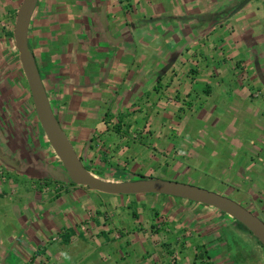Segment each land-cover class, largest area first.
<instances>
[{"label": "crops", "instance_id": "crops-1", "mask_svg": "<svg viewBox=\"0 0 264 264\" xmlns=\"http://www.w3.org/2000/svg\"><path fill=\"white\" fill-rule=\"evenodd\" d=\"M241 1L37 0L27 43L92 175L225 176L213 192L244 193L264 219V0ZM15 11L0 0V251L17 264H264L255 238L213 207L158 194L132 204L66 179L36 124L31 141L18 120L13 89L31 100L2 36Z\"/></svg>", "mask_w": 264, "mask_h": 264}, {"label": "water", "instance_id": "water-1", "mask_svg": "<svg viewBox=\"0 0 264 264\" xmlns=\"http://www.w3.org/2000/svg\"><path fill=\"white\" fill-rule=\"evenodd\" d=\"M249 0H242L238 8ZM37 0H21L12 29L13 47L30 96L34 115L48 146L66 179L77 186L106 195L158 194L213 207L241 224L264 250V223L239 203L213 191L188 183L154 178L107 181L92 175L80 162L50 107L39 71L27 43L29 21Z\"/></svg>", "mask_w": 264, "mask_h": 264}, {"label": "rangeland", "instance_id": "rangeland-1", "mask_svg": "<svg viewBox=\"0 0 264 264\" xmlns=\"http://www.w3.org/2000/svg\"><path fill=\"white\" fill-rule=\"evenodd\" d=\"M19 3H20V0H15V10H16L17 6L19 5ZM11 16H12V14H11ZM11 16H9V20L10 21L13 20V18H11ZM13 16H14V13H13ZM0 21L3 22V21H6V19L4 20L3 16H2L0 18ZM0 24H2V23H0ZM0 34H1V32H0ZM3 57L5 58L6 55L5 56L3 55ZM9 77H11V75ZM5 83L6 82H2V84L5 85V87H9V86H12V85L15 84V83L12 82V80L8 81L7 84H5ZM13 93H14V96H13L14 101H13V103L15 104L16 110L18 112V116L20 117V119H18V120H19V122H22V123L24 122L25 123L26 128L28 129V130H26V135L29 134L28 137H31V141H34V140H36V136H34V138H32V137H33V134L36 135V128H35L34 124H36L37 120H36L35 115L31 111V109H32L31 108V104L28 101L25 92H22V90H21V92H18V91L16 92L13 89ZM234 125L235 124H232V126H231V133H232L233 129L235 128ZM19 128H22V127L19 126ZM30 128H32L31 131H30ZM49 149H50V147H49ZM257 160H259V158ZM254 162H249L247 167L250 166L251 168L255 169L256 171H261V169L259 168V166L256 165V163L253 164ZM247 167L246 168L243 167V169H245V171L241 170L240 176L245 177L247 180H250V182H254L255 181L256 187L260 188L259 186H261V185H260L258 179L256 180L254 178L255 177L254 173H252V171H250ZM157 176H160V175H157ZM156 179L172 180V181H177V182H181V183H188V184H191V185H194V186H198V187L203 188V189L208 190V191H215V189H216L215 188V184H222L223 185L227 181L226 180L227 177H225V176L222 177L221 176V177H218L216 179H213V178H209L208 179L207 178L206 180L201 181V182L198 183V182L187 181L186 179H184L182 177H173V176L169 177V175H167V174H163L162 177H159V178H156ZM130 180H135V178L134 179H130ZM250 189H252V187H250ZM216 191L218 192V194L223 195V196H225V197H227V198H229V199L241 204L243 207H246L245 204H250V202H251V201H247V199L245 200L246 195L244 193H239V195H238L236 192L224 194V190H216ZM100 195H105V194H100ZM121 197H122V199H127L129 201V203L133 204V203L136 202V200H135L136 198L133 195L132 196H121ZM162 197H164L165 200L166 199H171L172 201H177V202L183 200V199L180 200V198L171 197V196H162ZM185 201H187V200H185ZM190 203H194V202H190ZM259 204L260 203H258V205H257L258 207L261 206ZM251 205L254 207V210H258L257 208L255 209V206L253 205V203H251ZM258 213H260V211H258ZM261 220L264 223V219H261ZM4 221H5V219L1 216L0 217V223L4 222ZM0 228H1V225H0ZM1 238L2 237H0V239ZM6 238H8V237H6ZM223 240L227 241V244L229 246H233L235 244V245L239 246L240 248L242 247V245L237 240H235L234 238L232 239L228 234H224ZM247 247L251 251V255L254 257L255 255L252 252V251H254V247H252L250 245V243L248 244ZM258 249L259 248L257 247V250ZM12 256H16L15 253L10 252V251H7V252L4 253V252L0 251V264H7V262H9V263L14 262V264L15 263L16 264L19 263L18 262L19 260L17 258L12 257ZM255 262L257 264H263V262L260 261L259 259H257Z\"/></svg>", "mask_w": 264, "mask_h": 264}, {"label": "trees", "instance_id": "trees-1", "mask_svg": "<svg viewBox=\"0 0 264 264\" xmlns=\"http://www.w3.org/2000/svg\"><path fill=\"white\" fill-rule=\"evenodd\" d=\"M2 36L4 37V44L6 45V46H9V50H10V52H11V55H10V57H11V59H12V62H13V64H14V66H15V68H16V73H17V82H18V84L20 85V87L23 89V90H25L26 92H27V87H26V83H25V81H24V79H23V77H22V75H21V70H20V66H19V64H18V61H17V55H16V51L14 50V48H13V41H12V33H11V31H9V30H6V29H4V31H3V33H2ZM28 47H29V49H30V51H32V49H31V47H30V45H29V43H28ZM31 111H32V113L34 114V111H33V109H31ZM36 127H37V129H38V131L42 134V131H41V129L39 128V125H38V123H37V121H36ZM236 225L240 228V229H242V230H244V231H246L247 233H249L241 224H239V223H237L236 222ZM250 234V233H249ZM256 240V239H255ZM256 242H257V240H256ZM257 244L260 246V244L257 242ZM261 247V246H260ZM262 248V247H261ZM263 250V249H262ZM263 252H264V250H263Z\"/></svg>", "mask_w": 264, "mask_h": 264}]
</instances>
